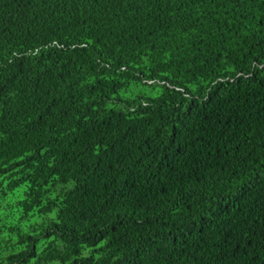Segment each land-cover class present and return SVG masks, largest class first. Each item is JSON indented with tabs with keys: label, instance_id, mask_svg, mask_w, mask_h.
Here are the masks:
<instances>
[{
	"label": "trees",
	"instance_id": "16d2710c",
	"mask_svg": "<svg viewBox=\"0 0 264 264\" xmlns=\"http://www.w3.org/2000/svg\"><path fill=\"white\" fill-rule=\"evenodd\" d=\"M0 264H264V0H0Z\"/></svg>",
	"mask_w": 264,
	"mask_h": 264
}]
</instances>
